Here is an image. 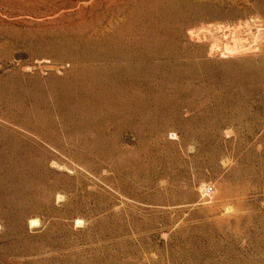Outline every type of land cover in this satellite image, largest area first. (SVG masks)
Returning a JSON list of instances; mask_svg holds the SVG:
<instances>
[{"label": "rangeland", "instance_id": "374dc122", "mask_svg": "<svg viewBox=\"0 0 264 264\" xmlns=\"http://www.w3.org/2000/svg\"><path fill=\"white\" fill-rule=\"evenodd\" d=\"M0 264H264V0H0Z\"/></svg>", "mask_w": 264, "mask_h": 264}, {"label": "bare ground", "instance_id": "6f19581e", "mask_svg": "<svg viewBox=\"0 0 264 264\" xmlns=\"http://www.w3.org/2000/svg\"><path fill=\"white\" fill-rule=\"evenodd\" d=\"M218 39H219V38H218ZM215 41H216V40H215ZM101 97H102V96H101ZM101 97H100V98H101ZM76 98H77V97H76ZM104 99H105V98H104ZM81 100H82V99H81ZM98 100H99V99H98ZM100 100H101V99H100ZM113 100H114V98H113ZM104 101H105V100H104ZM77 102H78V100H77ZM82 102H83V101H82ZM90 102H91V101H90ZM94 103H95V101H94ZM96 103H97V102H96ZM96 103H95V106L98 105V104H96ZM86 104H87V103H86ZM90 104H91V103H90ZM92 104H93V103H92ZM115 104H116V103H115ZM117 104H118V103H117ZM77 105H78V104H77ZM88 105H89V104H88ZM88 105H86V106H88ZM108 105H109V104H108ZM118 105H119V104H118ZM78 106H79V105H78ZM89 106H90V105H89ZM92 106H93V105H92ZM99 106H100V105H99ZM99 106H98V107H99ZM105 106H107V105H105ZM80 107H81V106H80ZM112 107H113V106H112ZM117 107H118V106H117ZM119 107H121V105H120ZM96 108H97V107H96ZM101 108H102V106H101ZM84 109H85V108H84ZM104 109H105V108H103V110H104ZM121 109H122V108H121ZM88 110L90 111L89 108H88ZM92 110H93V109H92ZM118 110H119V108H118ZM93 111L95 112V109H94ZM93 111H92V113H93ZM87 112H88V111H87ZM87 112H86V113H87ZM96 112H97V111H96ZM111 112H112V111H111ZM118 112H119V111H118ZM81 113H82V112H81ZM88 113H89V112H88ZM92 113H91V114H92ZM107 113H108V112H106V113H104V114L107 115ZM116 113H117V112H116ZM120 113H121V112H120ZM122 113H123V112H122ZM82 114H83V113H82ZM111 114H112V113H110V115H111ZM118 114H119V113H118ZM87 115H88V114H87ZM108 115H109V114H108ZM84 116L86 117V114H85ZM89 116H90V115H89ZM103 116H104V115H103ZM86 118H87V117H86ZM86 118H85V119H86ZM90 118H91V116H90ZM93 118H94V117H93ZM103 118H104V117H103ZM106 118H107V117H106ZM106 118H104V119H102V120L105 121ZM108 118H109V117H108ZM108 118H107V119H108ZM111 118H112V115H111ZM111 118H109V119H111ZM85 119H84V120H85ZM87 119H88V118H87ZM98 119H99V117H98ZM92 120H94V119H92ZM94 121H95V120H94ZM96 121H97V119H96ZM107 121H108V120H107ZM87 122H88V121H87ZM95 123H97V122H95ZM84 124H85V123H84ZM35 222H36V219L32 221V223H35ZM37 222H38V221H37ZM31 225H33V224H31ZM34 225H35V224H34Z\"/></svg>", "mask_w": 264, "mask_h": 264}]
</instances>
